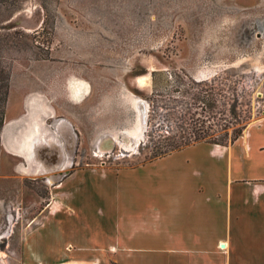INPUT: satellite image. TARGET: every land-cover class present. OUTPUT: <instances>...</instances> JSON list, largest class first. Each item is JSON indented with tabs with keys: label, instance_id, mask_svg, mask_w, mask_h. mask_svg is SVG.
<instances>
[{
	"label": "rangeland",
	"instance_id": "1",
	"mask_svg": "<svg viewBox=\"0 0 264 264\" xmlns=\"http://www.w3.org/2000/svg\"><path fill=\"white\" fill-rule=\"evenodd\" d=\"M0 30L21 31L25 43L1 53L7 94L36 91L77 123L71 167L138 165L197 135L227 143L264 116V0H20ZM70 51L86 56L67 60ZM67 63L82 64L91 86L75 106L61 83ZM13 100L6 118L17 133L3 134L5 106L0 125V264L27 263L24 247L42 238L49 175L60 170L27 160V108L12 114ZM108 137L112 147L99 151Z\"/></svg>",
	"mask_w": 264,
	"mask_h": 264
},
{
	"label": "crops",
	"instance_id": "2",
	"mask_svg": "<svg viewBox=\"0 0 264 264\" xmlns=\"http://www.w3.org/2000/svg\"><path fill=\"white\" fill-rule=\"evenodd\" d=\"M63 75L75 106L85 82L91 88L83 65L67 63ZM12 90L3 134L17 133V119L6 118L14 99L12 114L27 108L29 140L38 138L32 160L60 165L49 175L42 238L24 247L26 264H264V116L225 145L195 141L138 165L71 167L78 126L68 110L57 114L38 92Z\"/></svg>",
	"mask_w": 264,
	"mask_h": 264
},
{
	"label": "trees",
	"instance_id": "3",
	"mask_svg": "<svg viewBox=\"0 0 264 264\" xmlns=\"http://www.w3.org/2000/svg\"><path fill=\"white\" fill-rule=\"evenodd\" d=\"M19 2L20 0H0V22L9 17V15L17 7ZM21 36H23V33H21V31L19 30H12V31L0 30V60L3 58L1 53L6 51V49L24 46L25 43L21 39H19V37ZM8 78L9 76H8L6 67L0 63V125L2 124L3 108L6 102V98H7ZM241 128L236 129L235 131L229 134V137L227 138V143L232 142L237 137V135L242 130ZM198 138H199L198 135L195 136L193 139L194 142L195 141H207V142H214V143L221 144V145L227 144L225 141L217 142L214 139H198ZM167 144L169 145V148L164 150L162 153H159L158 155L154 156L153 158L164 155L172 150H175L181 147L179 146V143H176V142L170 141ZM153 158H150V159H153Z\"/></svg>",
	"mask_w": 264,
	"mask_h": 264
},
{
	"label": "bare ground",
	"instance_id": "4",
	"mask_svg": "<svg viewBox=\"0 0 264 264\" xmlns=\"http://www.w3.org/2000/svg\"><path fill=\"white\" fill-rule=\"evenodd\" d=\"M143 103L140 101V102H138V106H139V109H142V107H143ZM142 123H144V122H142ZM128 133V132H127ZM132 136V135H131ZM132 137H134V136H132ZM139 137V135H136L135 136V139H137ZM121 140L126 144V143H128L129 142V138L126 136V134H122V136H121ZM132 140V139H131ZM134 141H136V140H134ZM134 141L132 142V143H134ZM112 144H113V138L112 137H108V138H106L105 140H103V141H101V143L99 144V151H107V150H110V148L112 147ZM132 145H134V144H132ZM69 146H71V143H70V145ZM131 147V146H130Z\"/></svg>",
	"mask_w": 264,
	"mask_h": 264
},
{
	"label": "flooded vegetation",
	"instance_id": "5",
	"mask_svg": "<svg viewBox=\"0 0 264 264\" xmlns=\"http://www.w3.org/2000/svg\"><path fill=\"white\" fill-rule=\"evenodd\" d=\"M144 107V105H143ZM142 107V108H143ZM38 141V138H31L26 144H25V147H24V154L27 158V160H30L32 161V156H33V152H34V144H36ZM70 141V140H69ZM67 145L69 146L70 143L67 142Z\"/></svg>",
	"mask_w": 264,
	"mask_h": 264
},
{
	"label": "water",
	"instance_id": "6",
	"mask_svg": "<svg viewBox=\"0 0 264 264\" xmlns=\"http://www.w3.org/2000/svg\"><path fill=\"white\" fill-rule=\"evenodd\" d=\"M144 112H145L144 107L142 109H139V115H140L139 117H140V121H142V122L144 120V116H143Z\"/></svg>",
	"mask_w": 264,
	"mask_h": 264
}]
</instances>
